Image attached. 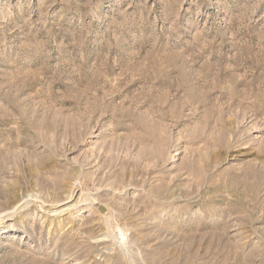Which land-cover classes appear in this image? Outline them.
I'll return each mask as SVG.
<instances>
[{"label":"rangeland","instance_id":"rangeland-1","mask_svg":"<svg viewBox=\"0 0 264 264\" xmlns=\"http://www.w3.org/2000/svg\"><path fill=\"white\" fill-rule=\"evenodd\" d=\"M0 264H264V0H0Z\"/></svg>","mask_w":264,"mask_h":264}]
</instances>
